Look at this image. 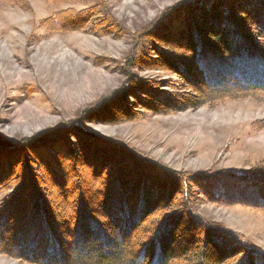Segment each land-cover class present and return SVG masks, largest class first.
<instances>
[{
	"label": "trees",
	"instance_id": "16d2710c",
	"mask_svg": "<svg viewBox=\"0 0 264 264\" xmlns=\"http://www.w3.org/2000/svg\"><path fill=\"white\" fill-rule=\"evenodd\" d=\"M53 21L57 31L90 27L96 37L126 31L102 0ZM132 37L128 83L98 108L31 137L0 134V254L28 264H264V254L189 205L195 189L210 203L264 212L263 178L225 171L192 180L85 127L264 97V0H182ZM145 53L149 68L176 74L196 94L135 76Z\"/></svg>",
	"mask_w": 264,
	"mask_h": 264
},
{
	"label": "rangeland",
	"instance_id": "374dc122",
	"mask_svg": "<svg viewBox=\"0 0 264 264\" xmlns=\"http://www.w3.org/2000/svg\"><path fill=\"white\" fill-rule=\"evenodd\" d=\"M180 1L102 0L107 13L126 30L116 38L96 37L88 31L90 27L55 30L57 12L87 10L96 0H26L19 6L0 0V134L10 140L31 137L98 108L103 98L128 83L123 69L135 47L133 34ZM149 58L148 54L141 57L142 68L133 71L135 76L164 82L166 90L180 97L196 94L199 88L188 90L186 81L176 74L149 68ZM143 114L137 121L85 127L126 142L141 156L192 180L225 171L264 179L263 95L224 99L169 115ZM189 202L208 224L230 231L248 248L264 254V212L251 206L210 203L195 189L189 193ZM0 264L28 263L0 254Z\"/></svg>",
	"mask_w": 264,
	"mask_h": 264
},
{
	"label": "bare ground",
	"instance_id": "6f19581e",
	"mask_svg": "<svg viewBox=\"0 0 264 264\" xmlns=\"http://www.w3.org/2000/svg\"><path fill=\"white\" fill-rule=\"evenodd\" d=\"M22 25V24H21Z\"/></svg>",
	"mask_w": 264,
	"mask_h": 264
}]
</instances>
